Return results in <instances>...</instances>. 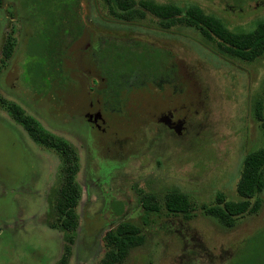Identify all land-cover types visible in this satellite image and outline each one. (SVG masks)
<instances>
[{"label":"rangeland","instance_id":"obj_1","mask_svg":"<svg viewBox=\"0 0 264 264\" xmlns=\"http://www.w3.org/2000/svg\"><path fill=\"white\" fill-rule=\"evenodd\" d=\"M150 1L195 5L234 32H248L264 21V0ZM16 7L18 1L0 0V49L8 35L18 39L12 60L0 68V264H58L65 246L63 233L48 226L61 160L12 119L8 103L78 154V226L66 264H100L104 235L122 221L134 222L145 236L123 264H183L188 252L201 264H221L246 239L264 231V191L256 197L259 210L240 218L232 229L201 210L214 204L217 194L228 201L239 199L236 184L243 159L264 146V54L240 61L220 53L215 41L195 29L165 30L149 19L119 22L108 15L105 0H80L89 35L141 40L168 51L179 68L178 89L174 82L166 91L131 95L124 105L126 117L108 123L101 116L100 123L107 125L100 132L89 126V106L83 107L90 96L81 77L86 38L59 51L64 75L73 85L59 93L58 109L42 105L40 95H32L19 81L30 28L26 31ZM34 35L29 45L44 42L36 30ZM34 54L27 64L42 61ZM46 97L48 101L50 94ZM168 192L183 193L195 203L190 220L166 213ZM141 197L158 204L159 212L144 210Z\"/></svg>","mask_w":264,"mask_h":264},{"label":"trees","instance_id":"obj_2","mask_svg":"<svg viewBox=\"0 0 264 264\" xmlns=\"http://www.w3.org/2000/svg\"><path fill=\"white\" fill-rule=\"evenodd\" d=\"M15 1H18L19 6L17 15L21 16L20 20L25 24L26 31L30 28L26 34L27 52L20 63V83L32 95L34 92L41 94L42 105H53L58 109L59 93L67 87L69 90L73 85L72 80L64 75L60 57L63 52L59 51L67 50L85 32L80 0ZM105 1L109 7L108 15L116 21L131 23L149 19L165 30L179 26L195 29L204 38L215 41L220 53L240 61L252 62L264 54L262 20L248 32H234L226 28L219 19L204 14L195 5L180 7L150 0ZM31 22L32 25L29 24ZM35 30L36 36L39 35L44 42L36 40L34 45H29V41L35 37ZM90 39L81 57L84 65L100 77L99 87L93 96L107 122L117 118L124 119V105L137 92L166 91L174 82L172 87L179 88L176 77L179 68L168 51L137 39L100 37L97 43L93 42L92 36ZM17 43L15 36H7L2 48L3 65L11 58ZM31 53L38 55L42 61L34 60L27 64L26 59ZM27 71L29 78L26 76ZM48 92L50 98L45 101ZM6 108L12 119L23 127L35 143L55 151L61 160L59 181L50 196L48 226L63 233L64 253L58 264H66L78 226L76 210L81 195L76 182L78 154L71 144L46 132L18 105L8 103ZM263 191L264 146L248 153L243 159L236 184L239 199L228 201L223 194H217L214 204L202 205L201 210L225 229H232L240 218L259 210L261 203L256 197ZM140 201L144 210L159 212L160 207L155 202L151 204L145 197H141ZM163 207L167 214L182 216L186 220L193 217L196 209L195 203L188 196L178 192L165 194ZM144 240L143 231L137 224L131 221L119 222L103 237L104 255L100 264H123L130 251L141 246ZM241 247L236 248L221 264H264V231L250 236ZM186 258L183 264H201L191 252L186 253Z\"/></svg>","mask_w":264,"mask_h":264},{"label":"flooded vegetation","instance_id":"obj_3","mask_svg":"<svg viewBox=\"0 0 264 264\" xmlns=\"http://www.w3.org/2000/svg\"><path fill=\"white\" fill-rule=\"evenodd\" d=\"M17 9H19L18 7H16ZM2 20H3V15L0 13V33H1V29H2ZM24 24V23H23ZM25 25V24H24ZM84 30H85V32H83V35H82V37L80 38V40H81V43H83V41H84V39L86 38V42L84 43V45H83V47H82V49H81V54H83L84 53V51H85V49L88 47V45H89V41L91 40L90 39V36H92V40H93V42L95 41L96 43L98 42V39L100 38V37H102V36H99V34H88V31L87 30H89L87 27H86V25H85V28H84ZM83 30V31H84ZM4 43H5V41H4ZM4 45V44H3ZM3 45H2V47H1V49H0V54H1V57H2V48H3ZM17 45H18V43H17ZM17 45H16V48H17ZM16 48H15V50H16ZM15 52V51H14ZM14 54V53H13ZM13 54H12V56H11V58L8 60V62H10L11 60H12V58H13ZM82 55H80V57H81ZM82 58V57H81ZM2 60H3V58H2ZM2 60L0 61V68L1 67H3V62H2ZM12 63V62H11ZM11 65V64H10ZM11 67V66H10ZM8 70H9V68L7 69V71L5 72V75L8 73ZM81 73H84L81 77H83L82 79H83V83H84V91H86V96H87V94L88 95H90L91 96V98H90V96L88 97H85V101H86V103H85V106H83V107H88L89 106V114H87V116H88V119H89V126H95V127H97V130H100V132H101V128H103V127H105L107 124L105 123V124H101L100 123V117L102 116V113H101V108H100V106H99V104L97 103V102H95V100H94V96H93V94H94V91L99 87V84H100V77L96 74V72L94 73V72H91L86 66H85V69H84V71H82ZM89 74V75H88ZM91 74L93 75V76H91ZM13 75H15V74H13ZM87 76V77H84V76ZM14 77V76H13ZM16 77V76H15ZM15 77H14V79H15ZM88 79H90V82H89V80ZM20 81V80H19ZM88 82V83H87ZM92 86H91V85ZM86 86H87V88L90 90V92L89 91H87V89H85L86 88ZM34 94H36L35 92H34ZM47 94H49V92L47 93ZM37 95H40V97L42 98V95L41 94H37ZM41 98H40V101H41ZM91 100V101H90ZM91 107V108H90ZM92 110V111H91ZM94 111V112H93ZM91 113V114H90ZM103 117V116H102ZM62 118V117H61ZM104 118V117H103ZM105 119V121H106V118H104ZM3 141V139L2 138H0V143ZM18 155H19V153H18Z\"/></svg>","mask_w":264,"mask_h":264}]
</instances>
